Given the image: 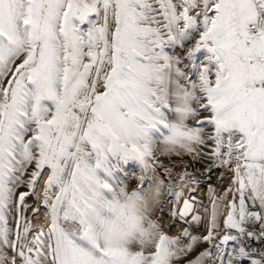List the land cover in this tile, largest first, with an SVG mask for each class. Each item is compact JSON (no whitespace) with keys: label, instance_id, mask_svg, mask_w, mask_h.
<instances>
[{"label":"snow or ice","instance_id":"6c2138e0","mask_svg":"<svg viewBox=\"0 0 264 264\" xmlns=\"http://www.w3.org/2000/svg\"><path fill=\"white\" fill-rule=\"evenodd\" d=\"M0 264H264V0H0Z\"/></svg>","mask_w":264,"mask_h":264},{"label":"rangeland","instance_id":"374dc122","mask_svg":"<svg viewBox=\"0 0 264 264\" xmlns=\"http://www.w3.org/2000/svg\"><path fill=\"white\" fill-rule=\"evenodd\" d=\"M131 186L134 187L135 184L133 183ZM198 196L199 198L205 199V202H206V188L202 187L200 192L198 193Z\"/></svg>","mask_w":264,"mask_h":264}]
</instances>
